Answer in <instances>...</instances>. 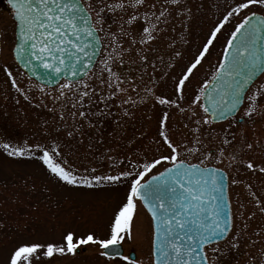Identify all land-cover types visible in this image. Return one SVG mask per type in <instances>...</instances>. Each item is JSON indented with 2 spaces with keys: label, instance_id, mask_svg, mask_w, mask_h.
Returning <instances> with one entry per match:
<instances>
[{
  "label": "snow or ice",
  "instance_id": "1",
  "mask_svg": "<svg viewBox=\"0 0 264 264\" xmlns=\"http://www.w3.org/2000/svg\"><path fill=\"white\" fill-rule=\"evenodd\" d=\"M7 4L18 29V38L12 47L13 60L33 75L43 71H40L39 83L24 87L17 79L19 73L14 74L7 62L0 65V70L7 78L6 83L29 104L37 100L38 94L34 107L52 113L55 124L52 131L56 138L50 136V145L37 142L16 147L3 143L0 149L9 160H38L51 177L73 188L116 187L127 181L128 191L113 215L107 238L101 239L92 232L76 235L68 231L61 244L21 242L9 252L6 264H51L56 255L75 254L79 247L89 244L98 245L101 256L119 257L135 264L121 255L120 246L126 237L131 239L137 202L144 206L153 223V264H219L218 255L238 249L244 240L257 249L256 254L249 253V264H264L262 241L253 239L260 237L264 228L248 234L256 212L245 214L241 211L245 207L242 203L238 214L231 211L224 191L227 174L206 163L215 149L204 152L207 145L202 142L203 126L227 120L245 104L244 116L264 115V105L260 103L264 98V82L248 91L255 84L257 73L264 74V0H232L227 5L222 18L205 36L198 54L182 66L174 82L175 99L154 94L152 86L158 80L148 69L151 67L155 73L159 71L158 62L164 65L165 70L159 77L163 80L168 75L167 69L174 67L172 61L182 55L173 47V41L169 45L173 49L170 61L166 62L161 55L150 59L157 52L154 44L160 37L161 24L167 25L173 17H179L187 30L193 16L188 0H153L151 4L148 0H7ZM106 12H122L127 17L122 19L118 31H108L111 40L107 44L99 35L102 29L96 26ZM93 14L97 17L95 22ZM237 17L217 64L193 92L187 108L182 107L180 102L186 99L187 82L202 65L218 34ZM138 23L141 27L133 31ZM127 64L135 65L136 72L125 75L114 70ZM97 66L98 70L94 71ZM145 76H148L147 82ZM49 85L52 91L47 90ZM141 91L144 96H140ZM118 97L119 103L114 105ZM152 97L160 105L175 106L181 113H190L189 123L183 124L188 131L182 140L172 138L169 113L165 111L159 119L158 138L154 141L158 155L151 159H130L115 174L100 175L95 168H86L81 174L62 158L61 133L68 141L82 136L85 128L99 133L101 121L114 115V106L126 117L131 115V107ZM43 123L47 125L49 121ZM115 124L117 129L122 127L120 119ZM221 143L227 145L230 140L224 138ZM217 147L215 159L221 163L225 150ZM197 154H202L204 159L196 163L187 159L188 155ZM107 159L113 168L124 164V158L117 161L108 156ZM228 159L235 161L238 157L230 153ZM158 166L162 170H157ZM245 167L264 174V162L257 164L249 159ZM236 183L235 179L231 180V184ZM246 187L254 209L264 215V201L251 191L250 185ZM109 248L112 256L107 251Z\"/></svg>",
  "mask_w": 264,
  "mask_h": 264
},
{
  "label": "rangeland",
  "instance_id": "2",
  "mask_svg": "<svg viewBox=\"0 0 264 264\" xmlns=\"http://www.w3.org/2000/svg\"><path fill=\"white\" fill-rule=\"evenodd\" d=\"M153 0H148L151 4ZM192 8V19L187 30L184 29L179 17H173L172 22L161 24L160 37L154 44L157 52L150 55L153 59L156 55L164 57L166 62L171 60L169 47L173 41V47L182 55L172 61L174 67L167 69L168 75L159 80L164 65L157 63L159 71L153 73L151 67L148 72L157 78L158 83L153 87L156 96L164 95L175 99L174 82L180 74L181 68L198 54L205 36L210 29L222 18L227 5L232 0H188ZM93 21L97 17L93 14ZM122 12H106L104 18L97 24L102 42L107 44L111 37L108 31H118L122 19H126ZM234 18L218 34V38L210 47L209 53L198 66L194 75L184 90L185 101L180 102L182 107L187 108L193 92L199 88L200 83L207 79L220 59L227 36L233 25L238 21ZM115 20V22H113ZM141 25H134L133 31H138ZM15 24L6 9L0 4V65L7 62L17 75L18 81L27 87L34 84L13 60L12 47L14 43ZM175 29V30H173ZM183 37V39H182ZM186 41V42H185ZM125 47L127 44L125 43ZM133 59H137L133 57ZM127 61V57H126ZM98 70V66L94 71ZM115 71H123L125 75L129 72H136L133 64H127L125 68H116ZM6 77L0 70V144L9 143L13 146L35 145L37 142L50 145L51 138H56L52 131L55 127L52 121V113L45 108H36L29 104L14 89L6 83ZM148 76H145V82ZM261 82H264V75L256 81L250 92ZM52 91V88H47ZM144 96V92H140ZM136 99V96L133 95ZM118 97L114 102L119 103ZM19 101V102H17ZM46 103L51 105L50 100ZM264 105V98L260 101ZM238 115L224 123L203 126L202 142L207 145L203 149L207 152L209 148L215 149L213 157L206 163L212 167L222 169L228 176V196L231 211L238 214L240 204L245 205L241 211L245 214L256 212L250 222L249 232L251 235L257 228H264V215L254 209V204L248 196L247 187L255 193L261 201H264V174L258 171L252 172L245 167L247 160L252 159L257 164L264 162V115L254 114L252 117L243 115L244 107ZM169 113V127L174 140H182L188 129L183 124L190 113H181L175 106L160 105L155 98H147L143 103H138L130 108L131 115L122 117L121 109L113 107L114 115L105 117L100 123L101 131L97 133L94 129L85 128L82 136L72 141L64 139L60 134L61 150L63 157L69 165L79 173L84 174L85 169H96V174H115L120 168L127 165L128 160L151 159L158 155L155 144L159 119L163 112ZM121 120L122 127L117 129L115 121ZM44 120H48L46 125ZM192 125L189 124V127ZM51 136V138H50ZM102 138V139H101ZM228 138L230 143L223 145L221 141ZM190 139V137H189ZM248 144L253 147L249 149ZM225 150V157L221 163H217L215 156L218 147ZM230 153H235L237 160L228 159ZM112 156L119 161L124 158V164L117 167H110L111 161L107 159ZM187 159L196 163L204 159L202 154L188 155ZM157 170H162L158 166ZM235 179L237 183L231 184ZM128 191L127 181L112 187L106 186L97 189L73 188L64 185L51 177L38 160L17 159L9 160L0 149V264H6L7 256L12 248L28 241L52 242L61 244L63 236L68 231L76 235H83L88 232L94 233L101 239L107 238L110 224L114 213L125 200ZM262 241L264 247V231L260 237H253ZM125 250L124 256L134 252L135 264H152V225L151 220L142 205L137 202L136 212L131 223V239L127 237L122 242ZM75 254L56 255L51 264H128L120 258L106 259L100 255L102 251L98 245H85L77 249ZM251 254H256L257 249L253 248L248 240H244L240 247L235 250L226 251L218 255L219 264H249ZM209 255L212 254L209 252ZM129 260V258H128ZM131 261V260H129Z\"/></svg>",
  "mask_w": 264,
  "mask_h": 264
},
{
  "label": "water",
  "instance_id": "3",
  "mask_svg": "<svg viewBox=\"0 0 264 264\" xmlns=\"http://www.w3.org/2000/svg\"><path fill=\"white\" fill-rule=\"evenodd\" d=\"M7 2V1H6ZM10 8V7H9ZM11 12V11H10ZM11 15H12V13H11ZM12 17H13V15H12ZM13 19H14V17H13ZM15 33H16V39L18 38V29L16 28V31H15ZM16 62V61H15ZM17 63V65L30 77H32V79L33 80H35L36 82H38L39 83V81H40V71H43L42 69L40 70V71H38L35 75H33L28 69H25L22 65H20V64H18V62H16ZM262 73H260V72H258L257 73V78L261 75ZM257 78H255V80L257 79ZM62 82V81H61ZM48 87H50V88H52V86L51 85H49ZM240 109V108H239ZM239 111V110H238ZM237 111V112H238ZM237 112L233 115V116H230L229 118H232V117H234L236 114H237ZM228 118V119H229ZM227 119V120H228ZM224 121H226V120H218L217 122H215V123H222V122H224ZM225 196H226V198H227V200H228V202H229V198H228V178H227V176H226V180H225ZM230 203V202H229ZM147 211V210H146ZM149 214V213H148ZM150 215V214H149ZM151 217V216H150ZM152 226H153V223H152ZM108 253H109V256H112V249L111 248H109L108 250ZM120 253H121V255L123 254V250H122V247L120 246ZM132 259L134 258V256L133 255H131L130 256Z\"/></svg>",
  "mask_w": 264,
  "mask_h": 264
},
{
  "label": "flooded vegetation",
  "instance_id": "4",
  "mask_svg": "<svg viewBox=\"0 0 264 264\" xmlns=\"http://www.w3.org/2000/svg\"><path fill=\"white\" fill-rule=\"evenodd\" d=\"M1 3H4V0H0V4H1ZM92 20H93V17H92ZM263 75H264V74H263ZM261 77H262V76H261ZM261 77H260V78H261ZM260 78H259V79H260ZM255 83H256V82H255ZM253 86H254V85H253ZM253 86H252V87H253ZM252 87L248 90L249 92H250V90L252 89ZM242 108H243V106L241 107V109H242ZM241 109H240V110H241ZM239 112H240V111H239Z\"/></svg>",
  "mask_w": 264,
  "mask_h": 264
}]
</instances>
